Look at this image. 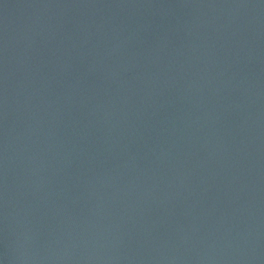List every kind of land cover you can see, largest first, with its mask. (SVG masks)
I'll list each match as a JSON object with an SVG mask.
<instances>
[{
	"label": "water",
	"instance_id": "obj_1",
	"mask_svg": "<svg viewBox=\"0 0 264 264\" xmlns=\"http://www.w3.org/2000/svg\"><path fill=\"white\" fill-rule=\"evenodd\" d=\"M0 264H264V0H0Z\"/></svg>",
	"mask_w": 264,
	"mask_h": 264
}]
</instances>
